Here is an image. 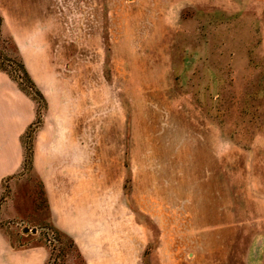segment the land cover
Wrapping results in <instances>:
<instances>
[{"label":"rangeland","instance_id":"1","mask_svg":"<svg viewBox=\"0 0 264 264\" xmlns=\"http://www.w3.org/2000/svg\"><path fill=\"white\" fill-rule=\"evenodd\" d=\"M0 14V63L82 143L85 186L133 264H264V0H0ZM0 228L85 264L26 160Z\"/></svg>","mask_w":264,"mask_h":264},{"label":"crops","instance_id":"2","mask_svg":"<svg viewBox=\"0 0 264 264\" xmlns=\"http://www.w3.org/2000/svg\"><path fill=\"white\" fill-rule=\"evenodd\" d=\"M37 114L36 99L0 69V190L6 177L23 169L24 136ZM83 156L82 143L78 147L59 118L46 111L34 137L33 168L42 179L52 224L74 239L85 264H133L121 246L125 240L116 237L107 202L93 195L92 183L85 186ZM49 253L44 243L15 244L0 228V264H47Z\"/></svg>","mask_w":264,"mask_h":264},{"label":"trees","instance_id":"3","mask_svg":"<svg viewBox=\"0 0 264 264\" xmlns=\"http://www.w3.org/2000/svg\"><path fill=\"white\" fill-rule=\"evenodd\" d=\"M2 20H3V16H2V14H0V23H2ZM21 66H23V62L21 63ZM0 69H3V70H5V71H7L14 79H16L18 82H19V84L21 85V86H23V83L19 80V79H17V77L12 73V72H10V71H8L7 70V68L2 64V63H0ZM28 80L30 81L29 83H30V87H31V85H32V87H34L35 86V82H34V80L32 79V78H30L29 76H28ZM28 82V81H27ZM24 87V86H23ZM37 119H38V121H35L33 124H31V126L28 128V130L26 131V134H25V136H24V141H25V146H26V157H25V160H26V166H30L31 167V165H32V163H33V156H34V146H31V144H29V143H27V141H26V138L25 137H27L28 135L29 136H31V129H33L35 126H37V127H39V125L42 123V119H41V114H40V111L38 110V117H37ZM34 145V144H33ZM55 228L60 232V233H62V234H64L65 236H67V237H69L70 238V240H71V242L75 245V247H76V244H75V241H74V239L70 236V235H68V234H66L65 232H63V231H61L59 228H57L56 226H55Z\"/></svg>","mask_w":264,"mask_h":264},{"label":"water","instance_id":"4","mask_svg":"<svg viewBox=\"0 0 264 264\" xmlns=\"http://www.w3.org/2000/svg\"><path fill=\"white\" fill-rule=\"evenodd\" d=\"M25 231H33V232H36L37 231V228L36 227H29V226H26L25 227V229H24Z\"/></svg>","mask_w":264,"mask_h":264},{"label":"built area","instance_id":"5","mask_svg":"<svg viewBox=\"0 0 264 264\" xmlns=\"http://www.w3.org/2000/svg\"><path fill=\"white\" fill-rule=\"evenodd\" d=\"M54 260H55V258L53 260L51 259L49 262H47V264H56L55 263L56 261H54Z\"/></svg>","mask_w":264,"mask_h":264}]
</instances>
